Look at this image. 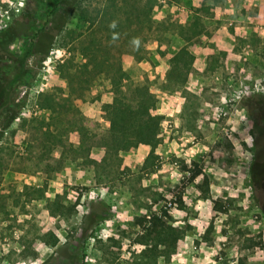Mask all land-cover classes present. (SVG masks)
I'll return each instance as SVG.
<instances>
[{"label":"rangeland","instance_id":"obj_1","mask_svg":"<svg viewBox=\"0 0 264 264\" xmlns=\"http://www.w3.org/2000/svg\"><path fill=\"white\" fill-rule=\"evenodd\" d=\"M25 1L0 0V29L22 19ZM232 3L156 0L119 57L155 98L158 142L145 163L147 145L106 156L103 71L86 72L81 90L70 76L79 56L53 40L33 79L17 86L20 114L2 133L0 264H264V26L216 18V4ZM49 7L53 31L59 4ZM25 44L17 38L9 51ZM181 46L193 59L177 85L170 58ZM111 53L96 58L117 64ZM74 122L92 137L96 164L40 144L49 125L74 147Z\"/></svg>","mask_w":264,"mask_h":264},{"label":"trees","instance_id":"obj_2","mask_svg":"<svg viewBox=\"0 0 264 264\" xmlns=\"http://www.w3.org/2000/svg\"><path fill=\"white\" fill-rule=\"evenodd\" d=\"M99 2L102 3L96 6L92 5V0H26L21 11L22 19L8 23L0 29V115L6 111L0 121V142L2 133L20 114V105L14 102L17 86L26 79L29 81L33 79L49 45L59 37L62 40L60 46L69 44L68 52H71V57L77 55L80 58V65L73 69L70 76L79 84L81 90H83L81 78L89 70L103 71V78L108 82L112 95L108 102L101 104V111L108 121L102 141L103 146L110 151L106 156L117 155L118 152L127 151L138 145H147L149 151L144 163L149 161L152 147L158 142L159 116L153 113L155 98L144 83L133 81L121 68L119 57L129 52V44L133 43L132 38L142 29L156 0H99ZM56 3L59 4V8L51 17L54 22L53 31H48L45 17L53 10L49 7L50 4ZM70 17L80 23V28L78 25L68 26ZM61 33L63 34L59 35ZM17 38L23 39L26 44L19 53L10 52L9 46ZM111 50L117 54L114 57V53H111L117 64L106 63L108 57L96 58V53H108ZM35 54H38V57L33 59ZM192 59L193 55L184 46L171 56L169 76H174L177 85L184 83ZM74 126L68 129L78 132V142L74 147L66 141L62 129L55 126L50 128L49 125L39 129V142L44 147L46 145L48 150L60 146L61 155L66 149H72L73 158L83 157L89 163L96 164L95 159L88 157L89 149L95 145L92 137L84 133L85 128L80 123ZM43 127L45 128L42 129ZM257 131V135L264 133V129L262 132ZM1 159L0 157V166H4L6 162Z\"/></svg>","mask_w":264,"mask_h":264},{"label":"crops","instance_id":"obj_3","mask_svg":"<svg viewBox=\"0 0 264 264\" xmlns=\"http://www.w3.org/2000/svg\"><path fill=\"white\" fill-rule=\"evenodd\" d=\"M214 11L216 18L223 19L234 27L248 24L264 26V0H233L229 6L220 7L216 4Z\"/></svg>","mask_w":264,"mask_h":264},{"label":"built area","instance_id":"obj_4","mask_svg":"<svg viewBox=\"0 0 264 264\" xmlns=\"http://www.w3.org/2000/svg\"><path fill=\"white\" fill-rule=\"evenodd\" d=\"M263 28H264V27H263ZM170 204H171L170 201H168V202L166 203L167 206H170Z\"/></svg>","mask_w":264,"mask_h":264}]
</instances>
